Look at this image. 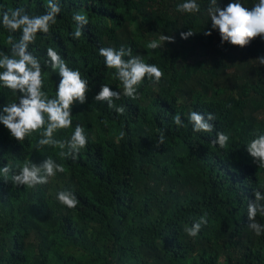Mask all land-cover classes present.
<instances>
[{"label":"trees","instance_id":"1","mask_svg":"<svg viewBox=\"0 0 264 264\" xmlns=\"http://www.w3.org/2000/svg\"><path fill=\"white\" fill-rule=\"evenodd\" d=\"M178 2L61 0L57 22L37 33L29 47L42 65L46 49L56 48L91 86L85 102L71 106L72 125L53 135L67 139L79 123L90 139L73 159L60 156L58 146H37L41 129L19 141L0 124V166L47 156L64 165L35 186L0 177V264H264V234L247 225V204L253 189L264 186V167L246 150L264 131V63L258 58L264 34L244 46L221 44L217 30L205 34L211 28L208 0H199L195 13L179 11ZM227 2L219 0L221 7ZM247 3L251 8L256 0ZM0 4L39 14L47 0ZM76 11L89 22L73 38ZM189 28L193 34L182 39L179 33ZM162 33L175 40L148 48ZM19 36L0 26V52L10 55ZM120 44L156 63L162 76H146L135 97L121 95L115 103L124 111L117 113L94 97L101 83L123 90L98 51ZM43 70L44 88L54 95L59 76ZM18 95L0 86V106ZM192 110L214 113L211 132H193L186 120ZM177 114L184 125L173 121ZM218 130L229 135L224 147L213 142ZM161 134L165 140L158 144ZM66 187L77 197L71 208L56 199ZM205 213L207 224L189 236L184 227ZM255 219L264 223L259 213Z\"/></svg>","mask_w":264,"mask_h":264},{"label":"clouds","instance_id":"2","mask_svg":"<svg viewBox=\"0 0 264 264\" xmlns=\"http://www.w3.org/2000/svg\"><path fill=\"white\" fill-rule=\"evenodd\" d=\"M247 0H228L221 7L219 0H208V13L211 19V30H217L220 42H228L244 46L250 43L251 38L264 34V0H256L251 8H248ZM61 0H47L45 11L39 14H30L24 7H4L0 12V26L10 32L19 30V39L11 43V54L0 52V86L7 87L15 93L19 92L17 100L0 106V124L4 125L10 135L19 141L24 140L34 130L41 129L37 146L53 145L60 148V156L75 159L81 150L89 142V135L84 127L77 123L71 135L67 139H58L53 133L58 129H65L72 125L71 106L74 102L84 103L86 93L90 89L89 81L83 78L78 68L70 67L61 53L53 47L46 49V59L43 61L35 55L29 45L36 39L38 32L47 33L51 25L57 22V16L61 13ZM176 8L181 12L195 13L200 11L199 0H180ZM72 19L77 22V27L71 33L73 38L81 36L82 25L89 22L88 17L79 11L72 13ZM193 34L189 28L179 33L182 39H187ZM264 38V35H262ZM12 41V36L8 37ZM172 35L160 34L158 39L148 41L147 47L157 49L161 42L174 41ZM99 55L104 58L107 68H114V75L123 84L122 92L116 90L108 83H101L94 100L122 113L124 107L115 103L121 95L135 97L139 93L138 86L147 76L153 81H159L162 70L156 63H146L139 55L132 54V48L120 44L116 46L99 47ZM264 63V55L258 57ZM50 68L58 74L59 81L56 83L55 94L49 95L44 88L47 72L43 69ZM177 126L184 125L180 115L172 117ZM216 119L212 111L201 112L192 110L186 114V120L191 124L193 132H211ZM229 139L225 131L218 130L214 143L224 147ZM165 137L160 135L158 144L164 143ZM246 150L253 158V162L259 167H264V131H257L254 137L246 143ZM14 168L9 176L10 169ZM64 165L47 156L40 163L31 159H25L15 165L9 163L0 166V177L10 179L14 184L35 186L48 182L49 177L57 172H63ZM254 199H249L247 204L248 228L256 235L264 234V223L256 221L259 213L264 217V186L254 188ZM56 199L71 208L77 204L76 193L69 187L63 188L56 193ZM207 214H202L193 219L191 226H185L184 231L195 237L201 228L207 224Z\"/></svg>","mask_w":264,"mask_h":264}]
</instances>
